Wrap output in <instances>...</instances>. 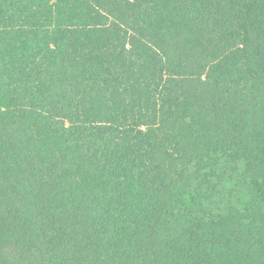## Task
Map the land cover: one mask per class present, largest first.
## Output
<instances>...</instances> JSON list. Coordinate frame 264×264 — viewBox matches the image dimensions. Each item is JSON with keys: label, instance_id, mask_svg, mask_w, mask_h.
<instances>
[{"label": "trees", "instance_id": "trees-1", "mask_svg": "<svg viewBox=\"0 0 264 264\" xmlns=\"http://www.w3.org/2000/svg\"><path fill=\"white\" fill-rule=\"evenodd\" d=\"M0 264H264V0H0Z\"/></svg>", "mask_w": 264, "mask_h": 264}]
</instances>
